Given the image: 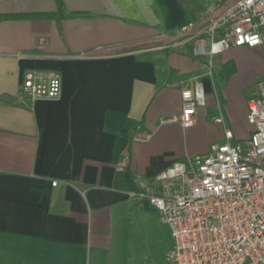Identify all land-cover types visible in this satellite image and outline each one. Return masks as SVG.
Here are the masks:
<instances>
[{"label": "crops", "instance_id": "crops-1", "mask_svg": "<svg viewBox=\"0 0 264 264\" xmlns=\"http://www.w3.org/2000/svg\"><path fill=\"white\" fill-rule=\"evenodd\" d=\"M215 3L0 0V264H123L132 216L160 212L132 192L161 194L157 176L207 154L225 129L247 140L263 49L219 54L210 75L191 44L153 45ZM33 70L59 73L61 95H23ZM194 78L205 104L184 126L175 118Z\"/></svg>", "mask_w": 264, "mask_h": 264}, {"label": "built area", "instance_id": "built-area-1", "mask_svg": "<svg viewBox=\"0 0 264 264\" xmlns=\"http://www.w3.org/2000/svg\"><path fill=\"white\" fill-rule=\"evenodd\" d=\"M215 1L197 20L153 45L191 44L194 55L210 58V75L213 58L231 47L264 51V0ZM20 90L33 102L57 98L62 78L56 71H28ZM182 100L175 120L191 126L198 106L205 104L197 78L193 88L182 90ZM247 120L254 130L245 142L233 141V131L225 129V141L212 145L207 154L157 176L155 182L164 181L161 194L132 192L147 197L169 225L173 245L168 260L173 264H264V80L248 101ZM216 122L223 124V117Z\"/></svg>", "mask_w": 264, "mask_h": 264}, {"label": "rangeland", "instance_id": "rangeland-1", "mask_svg": "<svg viewBox=\"0 0 264 264\" xmlns=\"http://www.w3.org/2000/svg\"><path fill=\"white\" fill-rule=\"evenodd\" d=\"M232 48L234 47L225 50L224 53ZM262 80L264 77L258 80L254 87H250L251 90H257ZM250 125L253 131L254 125ZM132 218L127 232L123 264H173L168 260L173 237L169 225L163 221L162 214L144 205Z\"/></svg>", "mask_w": 264, "mask_h": 264}, {"label": "trees", "instance_id": "trees-1", "mask_svg": "<svg viewBox=\"0 0 264 264\" xmlns=\"http://www.w3.org/2000/svg\"><path fill=\"white\" fill-rule=\"evenodd\" d=\"M2 16H0V18H1Z\"/></svg>", "mask_w": 264, "mask_h": 264}]
</instances>
